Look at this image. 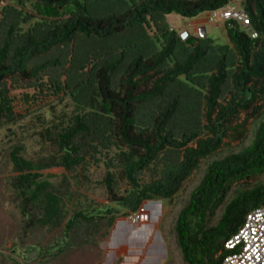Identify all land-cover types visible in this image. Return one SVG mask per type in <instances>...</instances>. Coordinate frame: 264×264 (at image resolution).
<instances>
[{
    "label": "trees",
    "instance_id": "obj_1",
    "mask_svg": "<svg viewBox=\"0 0 264 264\" xmlns=\"http://www.w3.org/2000/svg\"><path fill=\"white\" fill-rule=\"evenodd\" d=\"M87 1L0 0V128L15 120L4 86L7 80L24 78L31 82L28 86H42L40 79L47 76L55 92L71 87L78 103L70 124L45 132L56 146L55 153L31 160L23 157L24 149L16 145L9 154L16 173L12 187L20 199L19 208L23 215L30 208L34 213L32 222L41 226H56L65 215L61 196L47 179H41V171L60 167L74 172L89 159L100 161L97 155L102 156V150L108 152L114 146L113 159L119 163L121 179L131 188L127 195L116 198L111 163L106 164L103 184L112 201L136 212L144 201L171 199L199 161L219 149L226 135L235 130L230 123L254 104L262 103L255 108L257 111L264 106V0H245L241 7L257 37L251 38L238 25L226 27L229 43L218 46L208 37L182 41L165 17L176 13L195 18L224 9L233 0H136L127 10L104 17L90 16ZM25 3L31 5L32 12L24 10ZM141 35L139 43H154L123 63L126 53L119 44ZM80 36L109 42V50L98 47L93 40L95 45L80 54L84 45ZM75 40H80L81 48L69 49ZM57 48L62 49L59 56L50 59L48 56ZM93 49L97 50L95 55ZM68 55L74 76L77 71L82 75L90 62L86 78L78 81L69 72L70 81L62 82ZM116 70L122 71L118 89L112 85ZM142 83L149 85L140 89ZM197 85L205 90L206 122V137L198 139L199 132L191 125L179 129L185 131L183 134L171 131L177 115L184 119L188 114L195 116L199 105L195 98ZM148 105L157 111L141 129L136 121L137 108ZM194 141L195 145L189 147ZM183 147L182 157L165 165L158 180L139 183L138 175L163 161L167 153ZM253 174L264 175V117L247 147L209 163L180 210L175 234L184 264H221L226 255L223 243L236 233L250 209L264 204V180L253 188L236 191L225 203L229 187ZM221 204L224 207L217 223L206 226L207 215ZM114 212L118 210L110 206L105 209L109 215L107 228ZM94 218L102 220L85 210L75 211L65 226V237L92 224Z\"/></svg>",
    "mask_w": 264,
    "mask_h": 264
},
{
    "label": "rangeland",
    "instance_id": "obj_2",
    "mask_svg": "<svg viewBox=\"0 0 264 264\" xmlns=\"http://www.w3.org/2000/svg\"><path fill=\"white\" fill-rule=\"evenodd\" d=\"M134 1L136 0H88L87 5L90 16L104 17L127 10ZM244 1L233 0L229 6L240 9L244 5ZM24 10L33 11L29 3L24 4ZM209 16V13H201L195 18H184L176 13H171L165 17V20L170 29L175 30L179 36L182 33H187L186 39L192 37L203 40L208 37L213 41L214 46L228 44L229 40L223 23L211 22ZM203 34L205 37H200ZM83 40L82 48L78 44L80 40H75L70 43L69 49L76 46L81 48L80 54L86 53L88 52L86 47L90 49L92 45H95L93 44V40H95L99 44L98 47L105 46L106 51L109 50V42L92 37H82ZM140 40H142V35L135 39L131 38L128 42L122 40L119 44L120 50L125 49L126 53L123 63L129 62L139 50L149 49L154 43L152 41L148 45V43H139ZM145 46L146 48H144ZM154 46L160 47L156 43ZM177 47L176 57H178L181 45ZM96 49L92 50L93 55L97 53L98 49ZM75 50L76 48H74ZM52 51L48 56L50 59L59 56V51L62 49L58 50L57 48ZM87 63L88 66L82 75H80V71L79 73L77 71L75 74L78 75L74 76L75 71L71 72L73 67L68 55L65 63L67 71L62 75V82L70 81L67 79L70 74L78 81L86 78L87 74H90V62ZM204 65L206 68L209 67L206 62ZM121 76V70H116L112 75V85L116 89L119 88ZM47 81L48 77L43 76L40 79L42 86H28L27 84L31 82L20 78L17 82L7 80L4 85L11 100L15 120L0 128V264H184L176 242L177 216L187 204L191 192L200 183L209 163L238 153L251 143L254 132L264 117V106L258 111L255 109L262 103L254 104L230 123V126L235 130L226 135L219 149L199 161L198 167L183 182L181 188L171 199L144 201L136 212L120 207L116 201H112L103 184L108 171L106 164L111 163L109 170L114 174L116 198L124 197L131 188L126 180L121 179V168L119 163L113 159L116 152L114 146L108 152L105 149L102 150V156L97 155L100 161L95 162L93 159H89L84 166L74 172H66L60 167L41 171V179H47L61 196L65 213L60 219V224L41 226L35 220L32 222L31 215L34 213L30 208L26 215H23L19 208L20 199L12 187L16 173L13 172L9 154L13 146L16 145L22 146L24 150L21 154L31 160H37L56 152V146L49 141L45 132L70 124L78 103L72 97L71 87L62 85L64 87L55 92L54 86ZM92 85L95 87V84ZM145 85L149 84L142 83L140 89ZM197 89L199 91L195 98H198L196 104L199 105L195 116L188 114L184 119L181 118V114L177 115L171 131L183 134L185 131L181 132L179 129L191 125L190 128L199 132L198 139L206 137V132L203 129L206 122L203 101L205 90L199 85H197ZM227 95V91L224 92L225 98ZM156 111L153 105L137 108L136 121L140 123L141 129L145 127L144 124L150 123L149 119L155 115ZM176 138H180L179 135ZM194 145L195 141L188 144L189 147ZM184 148L181 151L167 153L163 161L156 165L152 164L149 169L138 175L139 183L144 185L158 180L165 165L172 161L176 162L182 157ZM263 180L264 175L253 174L234 182L229 187L225 203L233 198L236 191L253 188ZM108 206L117 209L118 212H114L113 222L107 228L106 221L109 215L105 214V209ZM223 207L224 204H221L207 215L206 226L217 223ZM81 209L87 211L88 214L93 213L97 217L101 216L102 220L98 221L97 218H94L92 224L81 225L84 228L80 227L81 229L70 232L65 237L64 229L68 220L75 211ZM93 210L95 213L92 212ZM124 213L127 216L123 215ZM139 214H142L140 218L134 217ZM144 215L149 216L148 222L143 220L145 219ZM94 224H97L99 228L97 229ZM122 226L127 227V230L131 228L145 232L134 234L132 232L125 236V231H119Z\"/></svg>",
    "mask_w": 264,
    "mask_h": 264
},
{
    "label": "built area",
    "instance_id": "obj_3",
    "mask_svg": "<svg viewBox=\"0 0 264 264\" xmlns=\"http://www.w3.org/2000/svg\"><path fill=\"white\" fill-rule=\"evenodd\" d=\"M209 14L211 22H222L225 28H233L238 25L251 38L257 37L249 27L247 16L242 8L236 9L227 6ZM136 216L138 217V215ZM144 216L146 222L147 217ZM223 248L226 255L221 264H264V204L258 205L246 213L242 225L223 243Z\"/></svg>",
    "mask_w": 264,
    "mask_h": 264
},
{
    "label": "crops",
    "instance_id": "obj_4",
    "mask_svg": "<svg viewBox=\"0 0 264 264\" xmlns=\"http://www.w3.org/2000/svg\"><path fill=\"white\" fill-rule=\"evenodd\" d=\"M197 22H198V21H197ZM141 215H142V214H139L138 217L140 218ZM146 217H147L146 222H148V221H149V216L146 215ZM135 218H136V217H135ZM133 219H134V218H133ZM143 220L145 221V219H143ZM131 221H132V219H131ZM122 227H123V228H122ZM122 227L119 229V231H120V232L125 231V236H127L128 234H130V233H132V232H133V234H134V233H137V232H138V233H139V232H140V233L145 232L144 230H133V229H131V228L127 230V227H124V226H122Z\"/></svg>",
    "mask_w": 264,
    "mask_h": 264
},
{
    "label": "water",
    "instance_id": "obj_5",
    "mask_svg": "<svg viewBox=\"0 0 264 264\" xmlns=\"http://www.w3.org/2000/svg\"><path fill=\"white\" fill-rule=\"evenodd\" d=\"M202 32H204V31H202ZM205 33V32H204ZM200 37H205V35L203 34V35H200ZM187 38V33H182V34H180V39L182 40V41H184L185 39ZM134 217H137V216H134Z\"/></svg>",
    "mask_w": 264,
    "mask_h": 264
}]
</instances>
